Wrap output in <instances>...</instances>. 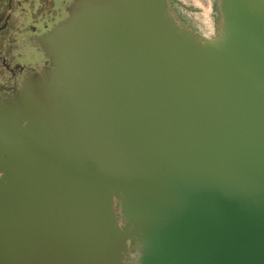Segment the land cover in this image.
Here are the masks:
<instances>
[{"label":"water","instance_id":"95a60500","mask_svg":"<svg viewBox=\"0 0 264 264\" xmlns=\"http://www.w3.org/2000/svg\"><path fill=\"white\" fill-rule=\"evenodd\" d=\"M219 1L210 39L172 0H74L40 40L72 132L5 207L0 264H264V0Z\"/></svg>","mask_w":264,"mask_h":264},{"label":"flooded vegetation","instance_id":"af4514ba","mask_svg":"<svg viewBox=\"0 0 264 264\" xmlns=\"http://www.w3.org/2000/svg\"><path fill=\"white\" fill-rule=\"evenodd\" d=\"M73 1L0 0V226L6 206H19L23 193H35L32 188L25 192L22 183L49 156L41 146L71 136V106L55 105L50 83H44L53 60L40 40L68 18ZM219 3L214 0L218 15L213 31L202 35L191 25L204 39L219 32ZM75 109L82 114V106ZM129 256L138 259L139 253L131 247Z\"/></svg>","mask_w":264,"mask_h":264},{"label":"rangeland","instance_id":"374dc122","mask_svg":"<svg viewBox=\"0 0 264 264\" xmlns=\"http://www.w3.org/2000/svg\"><path fill=\"white\" fill-rule=\"evenodd\" d=\"M212 7L210 15L202 13L201 8L193 0H172L175 12L187 23L192 25L199 34L206 35L213 31L216 24L218 11L215 8L214 0H211ZM17 53V51H13Z\"/></svg>","mask_w":264,"mask_h":264},{"label":"bare ground","instance_id":"6f19581e","mask_svg":"<svg viewBox=\"0 0 264 264\" xmlns=\"http://www.w3.org/2000/svg\"><path fill=\"white\" fill-rule=\"evenodd\" d=\"M201 8L204 15L209 16L212 8L211 0H193Z\"/></svg>","mask_w":264,"mask_h":264}]
</instances>
